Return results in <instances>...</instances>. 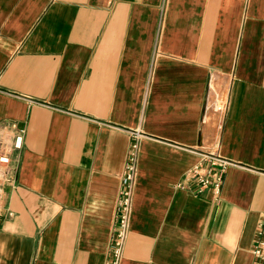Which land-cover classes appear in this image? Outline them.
I'll list each match as a JSON object with an SVG mask.
<instances>
[{
	"label": "crops",
	"instance_id": "obj_1",
	"mask_svg": "<svg viewBox=\"0 0 264 264\" xmlns=\"http://www.w3.org/2000/svg\"><path fill=\"white\" fill-rule=\"evenodd\" d=\"M120 127L122 264H260L264 0H0V264H106ZM203 153L235 162L218 195Z\"/></svg>",
	"mask_w": 264,
	"mask_h": 264
},
{
	"label": "built area",
	"instance_id": "obj_2",
	"mask_svg": "<svg viewBox=\"0 0 264 264\" xmlns=\"http://www.w3.org/2000/svg\"><path fill=\"white\" fill-rule=\"evenodd\" d=\"M132 138L126 165L121 174V184L116 206L114 229L106 264H122L124 248L129 236L133 201L138 178V156L141 139L147 135L140 129L120 127ZM22 143V135L16 139V146ZM0 162H8V156H0ZM235 162L216 153H203L199 162L188 172L187 177L193 180L199 191L211 190L215 195L220 193L226 169ZM252 253L260 264H264V218L256 231Z\"/></svg>",
	"mask_w": 264,
	"mask_h": 264
}]
</instances>
